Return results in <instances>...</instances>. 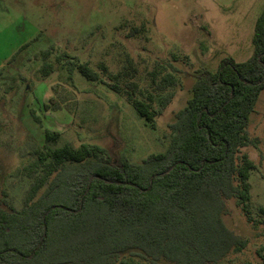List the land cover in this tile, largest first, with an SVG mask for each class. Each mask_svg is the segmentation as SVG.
Masks as SVG:
<instances>
[{
	"label": "trees",
	"instance_id": "16d2710c",
	"mask_svg": "<svg viewBox=\"0 0 264 264\" xmlns=\"http://www.w3.org/2000/svg\"><path fill=\"white\" fill-rule=\"evenodd\" d=\"M252 44L246 60L225 56L215 71L196 78L169 124L166 148L140 162L96 143L62 141V132L46 128L44 142L22 153L14 172L28 182L22 207L0 201V264H232L230 255L250 239L225 223L229 201H236L255 228L260 222L249 207L255 163L241 148L252 142L249 116L264 88V10ZM45 53L48 57L50 50ZM62 59L68 79L74 71L88 81L99 79L87 62L66 53L57 56ZM41 71L50 75L53 63L45 60ZM122 76L129 77L130 70L114 78ZM175 82L169 72L158 87ZM129 84L127 102L155 129L158 112L151 96H134L137 84ZM52 89L55 95L44 108L68 107L61 84ZM172 97L165 96L162 105ZM32 116L41 122L33 111ZM258 234L264 239V227ZM261 257L264 264V253Z\"/></svg>",
	"mask_w": 264,
	"mask_h": 264
},
{
	"label": "rangeland",
	"instance_id": "374dc122",
	"mask_svg": "<svg viewBox=\"0 0 264 264\" xmlns=\"http://www.w3.org/2000/svg\"><path fill=\"white\" fill-rule=\"evenodd\" d=\"M263 10L264 0H0V201L22 207L28 182L14 172L22 153L44 142L46 128L62 132V141L96 143L135 162L164 151L169 124L196 78L215 71L225 56L244 61L253 54L254 26ZM60 53L87 62L99 79L88 81L78 71L68 79ZM45 60L53 63L47 76L41 71ZM125 68L130 76L116 81L114 75ZM169 72L176 82L160 89ZM131 81L137 84L134 96H151L155 129L127 102L124 90L132 91ZM116 82L120 92L113 89ZM56 83L69 94L68 107L45 109ZM168 94L173 97L164 107ZM247 131L252 142L241 152L255 163L249 207L260 222L255 228L236 201H229L225 223L250 239L230 255L232 264H261L264 253L258 251L264 244L258 234L264 227V88Z\"/></svg>",
	"mask_w": 264,
	"mask_h": 264
}]
</instances>
